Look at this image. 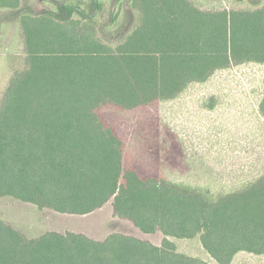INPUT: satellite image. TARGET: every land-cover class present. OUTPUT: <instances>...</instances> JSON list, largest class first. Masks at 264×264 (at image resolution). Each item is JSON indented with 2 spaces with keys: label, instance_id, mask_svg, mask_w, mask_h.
Returning a JSON list of instances; mask_svg holds the SVG:
<instances>
[{
  "label": "trees",
  "instance_id": "trees-1",
  "mask_svg": "<svg viewBox=\"0 0 264 264\" xmlns=\"http://www.w3.org/2000/svg\"><path fill=\"white\" fill-rule=\"evenodd\" d=\"M28 3L0 0V33L17 30L24 55L0 101V199L70 215L111 203L118 221L164 238L29 237L0 219V264H210L174 240L194 238L217 264L264 256V172L232 190L142 174L125 165V140L101 115L264 64V2L206 10L194 0H116L107 19H97L102 0H59L40 14Z\"/></svg>",
  "mask_w": 264,
  "mask_h": 264
},
{
  "label": "rangeland",
  "instance_id": "rangeland-1",
  "mask_svg": "<svg viewBox=\"0 0 264 264\" xmlns=\"http://www.w3.org/2000/svg\"><path fill=\"white\" fill-rule=\"evenodd\" d=\"M58 1L27 0L36 14L53 8ZM102 2L97 19H107L116 5V0ZM194 2L206 10L246 9L264 0ZM23 66L17 30L0 33V101L15 71ZM263 97L264 64L246 63L217 71L207 82L191 85L175 100L157 101L135 110L105 106L101 115L124 138L127 167L142 174L157 172L173 180L210 185L213 190H232L264 172V117L259 111ZM0 219L29 237L50 230H70L103 239L114 230H122L155 244L164 238L161 232L145 234L132 230L131 223L118 221L111 203L87 215H70L3 198ZM174 240L181 252L217 264L199 238ZM232 264H264V256L243 253Z\"/></svg>",
  "mask_w": 264,
  "mask_h": 264
}]
</instances>
